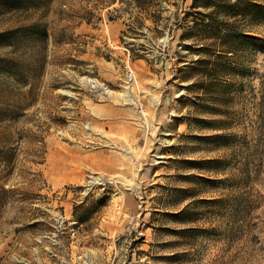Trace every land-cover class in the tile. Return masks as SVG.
I'll return each instance as SVG.
<instances>
[{
	"label": "rangeland",
	"instance_id": "obj_1",
	"mask_svg": "<svg viewBox=\"0 0 264 264\" xmlns=\"http://www.w3.org/2000/svg\"><path fill=\"white\" fill-rule=\"evenodd\" d=\"M7 2L0 264H264V46L215 95L179 81L191 0L157 30L135 0Z\"/></svg>",
	"mask_w": 264,
	"mask_h": 264
},
{
	"label": "trees",
	"instance_id": "obj_2",
	"mask_svg": "<svg viewBox=\"0 0 264 264\" xmlns=\"http://www.w3.org/2000/svg\"><path fill=\"white\" fill-rule=\"evenodd\" d=\"M7 1L11 4L21 1L26 7L28 2ZM115 1L108 0L110 4ZM135 1L139 13L151 18L154 30H157L162 13L160 10L150 12L156 0ZM118 2L124 3V0ZM181 13V19L173 24L183 31L178 46L185 48L197 59L178 70L179 81L194 77L200 81V88L205 92L225 95L229 90L225 79L241 72L242 67L238 65L246 58L249 50L264 46L263 40L251 34L254 28L264 25V0H191L190 6ZM126 27L127 31L121 33V41L131 32V28L128 25ZM137 27L142 28L144 24L139 23ZM27 32L33 39L47 36L39 22L28 26ZM185 41L190 45H184Z\"/></svg>",
	"mask_w": 264,
	"mask_h": 264
}]
</instances>
